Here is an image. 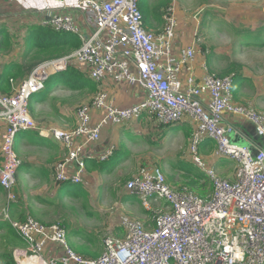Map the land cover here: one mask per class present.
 Listing matches in <instances>:
<instances>
[{"label": "built area", "instance_id": "1", "mask_svg": "<svg viewBox=\"0 0 264 264\" xmlns=\"http://www.w3.org/2000/svg\"><path fill=\"white\" fill-rule=\"evenodd\" d=\"M54 1L65 8L71 1L84 5L90 31H81L71 14L50 11L44 25L74 33L80 40L79 48L38 63L20 81L10 78L11 90L0 92L3 189L11 191L16 185L21 160L13 149L20 132L37 130L40 136L62 143L65 154L54 167V180L58 184L81 183L85 145L97 142L106 126L146 114L161 125L190 119L191 161L207 175L211 191L198 195L185 185L174 187L158 165H141L124 189L151 211L154 226L149 229L138 220L122 216L124 236L105 237L102 253L92 258L71 248L64 225L32 217L12 220L6 214L25 244V248L14 250L17 264H30L24 260L34 264H264V113L233 101L231 74L219 76L202 64L203 73L197 77L191 66L196 56L194 42L178 55L173 54L177 25L173 5L164 9L163 26L155 33L145 29L137 0ZM69 61L82 67L99 85L107 80L125 82L139 86L145 95L133 105L117 107L102 87L77 108L72 129L40 128L29 112V100L45 88L50 75L64 71ZM185 65L191 68L182 76ZM225 115L249 121L260 145L251 148L231 141L223 124ZM206 139L215 141L217 157L235 162L232 178L220 176L202 160L198 146ZM162 199L164 204L151 207V201Z\"/></svg>", "mask_w": 264, "mask_h": 264}, {"label": "rangeland", "instance_id": "2", "mask_svg": "<svg viewBox=\"0 0 264 264\" xmlns=\"http://www.w3.org/2000/svg\"><path fill=\"white\" fill-rule=\"evenodd\" d=\"M172 1L177 20H181L180 23L177 22L174 38L185 44L190 40L189 37H192L202 55L204 57L207 55L206 64L215 74L219 75L221 70L228 67H235L236 73L243 75L245 81L242 82L237 93L241 101L235 98V92L232 96L233 101L264 113V44L244 45L236 37V33L249 29L257 31L253 32V40L260 42L264 39V35L260 37L257 30L264 26V0ZM138 2L141 9L145 10L149 0H138ZM79 7L83 14L84 5ZM10 36L13 46L8 51L0 52L1 68L9 61L22 60L21 55L25 48L23 34L15 30ZM68 63L73 65L72 61ZM229 74L233 76L235 72ZM51 82L52 79L47 81L43 90L31 96L33 103L30 114L40 128L70 130L75 125L77 108L89 102L96 93L92 95L89 92L61 88L60 84L46 95ZM145 116L148 120L146 119L144 124L138 121V124L135 122L136 124L133 125L148 136V141L129 144L131 158L113 166L112 163L116 160V156H113L111 162L106 161L102 165L105 169L103 173L92 171L93 169L88 166L84 186L81 183H71L61 187V184L54 180V167L65 154L62 143L46 144L48 140L39 138L37 130L31 129L17 134L13 150L21 163L29 164L31 169L22 168L23 170L19 171L18 167L16 185L11 191L5 189L0 191V220L8 221L5 218L7 214L12 220H18L22 215L44 223H60L66 227L67 241L71 248L87 258L102 253L105 237H121L120 233L124 234L123 227H119L122 216L138 220L143 224L150 222V212L143 208L137 196H128L131 194L124 189L125 182L136 174L137 169L141 165H158L168 184L174 187L185 185L188 188L189 174L195 175L201 170L192 163L189 154L191 134L188 137L184 135L185 131L190 130L188 123L180 121L167 126L168 129L164 131L170 132L176 128L181 131L176 130L169 136L168 134L162 136L160 134L164 126L155 132L154 117ZM125 126L113 127L112 135L115 132L119 133ZM156 126L158 125L154 124V129ZM229 137L231 141H235L231 135ZM22 140L27 141L21 143ZM30 141H40L45 145ZM206 142V148L203 144L198 146L202 160L206 165L213 166L219 175L224 174V177L232 178L235 162L228 157L214 161L210 153L214 150L215 143L212 139ZM112 148L107 149L105 153L108 150L112 151ZM107 158L108 156L103 160ZM40 170L45 174H41ZM208 185L209 183L206 187ZM82 189L84 193L80 192ZM9 194L13 196L10 198ZM160 202L164 204L165 200L151 201V207L156 208ZM78 242L82 244L79 245ZM23 248L25 244L21 240L8 234L4 227L0 228V254L9 252L14 259V250ZM14 261L16 262L15 259ZM23 262L34 264L32 260Z\"/></svg>", "mask_w": 264, "mask_h": 264}, {"label": "crops", "instance_id": "3", "mask_svg": "<svg viewBox=\"0 0 264 264\" xmlns=\"http://www.w3.org/2000/svg\"><path fill=\"white\" fill-rule=\"evenodd\" d=\"M81 5H82L81 3L71 1L67 4V6L65 8L61 2L54 1V0H0V27H4L10 33L15 31V30H18L20 32H22V31L24 32V30H26L29 25H34V24L35 25L36 24L37 25H44V22L47 19V14L50 11H58L60 13L71 14L73 16L77 26L80 28V30L85 32V33H88L90 31V27L87 24L84 11H83L84 16L81 12L82 11L81 7H79ZM169 5L174 6V3L172 0H170V2H168L167 5H164L163 0H149L145 10H142L144 12V26H145L146 30H148L150 32H155V33L161 30V28L163 26V18H162L163 13L162 12L166 8V6H169ZM174 9H175V7H174ZM41 11H44V12H41ZM175 16H176V14H175ZM176 19H177V16H176ZM177 22L180 23L181 20L179 19V20H177ZM16 27L18 29H16ZM189 38H190V40L185 42V44H183L182 41L176 40V38L173 39V41H172V52L174 55H178L179 52L181 51V49L186 47V45H189V43H192V42L195 43L194 39L192 40V37H189ZM195 45H196V56L193 59V61L191 62V66H192L193 72L197 75V77H199L203 73L202 64H206L208 57H206L207 56L206 55L205 56L206 58H205L204 55H202L203 53L200 51V49L196 43H195ZM72 66L75 69H77L78 71L85 73V71L82 67H79V66L75 65L74 63ZM190 68L191 67L189 65H185L183 72H182V76H185L186 73H188ZM208 69L210 70L209 67H208ZM58 73H60V72H58ZM242 77H243V75H241V77L239 78L238 83H236V82L232 83V89H231L232 96L234 95V92H235L236 93L235 98L240 100V101H241V97H239L237 93H238V89H239L240 85L242 84V82L245 81ZM50 80H51V76L47 79V81L49 82ZM47 81H46V83H47ZM97 85H98L97 90L104 87V90L108 94V100L117 107H126L129 105H133V104L137 103L138 101H140L145 95V91L142 88H140L139 86L129 85L128 83H125V82L111 83L110 81L107 80L106 82L102 83L101 85H99V84H97ZM55 87H57V86H55ZM55 87H53L51 91H53L55 89ZM60 87L66 88L65 85H61ZM91 94H90V96H91ZM145 115L146 114H143L139 118L132 120V121H129V122L106 126L105 128H103L101 130V133H100V138H101V136H103V140L100 141V138H99V140L97 142L85 145L84 150H83L84 157H85V173H84L83 182H81V184L83 186H84V183L86 182V179H87V172H86L87 169L86 168L88 166H90L93 169L92 171L95 170L97 173L105 172V171H102L100 169L97 170L94 167V165L98 161L103 160L100 157L103 155V153H105V151L107 149L113 147L110 155L104 161H110L113 156H116L115 162L112 163V165L114 166L117 163H120L126 159L131 158V146L129 144L132 145L135 142H142L143 143L144 140L148 141V136L146 134L141 133V131H139L138 129H136L134 127V125L138 121H140L139 123L144 124L148 120ZM182 122L188 123L190 125L191 131H192L193 124L190 121V119H188V118L184 119L183 121H181V123ZM154 124H156V125H159V124L155 120L153 121V130H155V132H157L158 128L156 126L154 129ZM223 124L228 130V135L232 136L231 137L232 139L239 140V141L243 142L244 144L251 146V148H254V147L260 145V138L255 134L254 127L249 121L240 119L239 117H236V116L225 115L223 118ZM121 125L122 126L127 125V126L122 127L119 133L115 132V134L112 135L111 129L113 127H117V126H121ZM128 126H129V128H128ZM168 126H170V125H168ZM164 129L167 130L168 129L167 126H164V128L161 130L160 135H162V136H167V134L169 136V134H171V132L176 131V130L181 131L178 128H176L170 132L164 131ZM30 130H26V131H30ZM26 131H22V132L24 133ZM33 131H35V130H33ZM107 133H109L107 135V136H109V139H107V136L105 135ZM123 133H124V135H123ZM127 133H128V135H126ZM37 135L39 138L48 140L46 142V144L49 143L50 145H53V144H55V142H59V141L51 139V138H45L43 136H40L38 134V132H37ZM184 135H185V133H184ZM15 140H16V138H15ZM15 140H14V143H15ZM207 140L208 139L204 140L201 143L204 145L205 148L207 147V146H205V144H207V142H206ZM26 141L27 140H22L21 143H24ZM30 142H34L36 144H44L43 142H40V141H30ZM214 143H215V141H214ZM215 146L216 145L214 144V150L210 154H212L211 157L213 158V160L217 161L221 157H217L215 155ZM208 152H206V153H208ZM21 164L22 165H21V167H19V171L22 168L27 169V170L31 169L29 164H26V163H24L25 165H23V163H21ZM40 172H41V174H45V172L42 170H40ZM222 177H224V174L222 175ZM67 185H69V184L64 183V184H61V187H66ZM179 186H181V185H179ZM2 191H3V188H2ZM210 191H211V189H210ZM128 196H136V195L131 194ZM145 210L149 211L147 209H145ZM149 212L151 214V221L148 222L147 224H145V226L150 229L154 226V222L152 220V213H151V211H149ZM0 221H3V220H0ZM119 227H121V224ZM120 235H121V237L124 236L123 233H120ZM77 244H79V242ZM81 244H79V245H81ZM98 254L99 253L97 252V255Z\"/></svg>", "mask_w": 264, "mask_h": 264}, {"label": "trees", "instance_id": "4", "mask_svg": "<svg viewBox=\"0 0 264 264\" xmlns=\"http://www.w3.org/2000/svg\"><path fill=\"white\" fill-rule=\"evenodd\" d=\"M163 2L164 5H167L170 0H163ZM137 3L139 6L138 0ZM139 9L142 14L144 25V12L142 11L140 6ZM257 30L260 33V37H262L264 35V26ZM253 32L257 31L246 29L244 32L236 33V37L244 45H263L264 39L260 42H257V40H253ZM21 33L24 37L23 44L25 47L21 55L22 60L9 61L5 63L0 69V92L6 93L11 90V86L9 84L10 78H13L16 82L20 81L24 79L28 75V73L33 69V67H35L38 63L45 60L69 55L80 46V40L74 33L58 31L46 25H29L28 28L24 30V32L22 31ZM10 35L11 33L8 32L4 27H0V52H4L5 50L8 51L12 48L13 43ZM236 71L237 70L235 69V67H228V69L221 70L219 72V76L235 72V74L232 76V79L233 82H238L239 78L241 77V74L236 73ZM51 79L52 82L49 83L50 88L47 91L46 95L52 90L53 87L60 84L65 85L66 89L70 90H80L81 92H89L92 94L98 91V83L92 81L85 73L78 71L72 65H69V63L67 64L65 71L51 75ZM32 103L33 101L30 98L29 112L32 111ZM162 126L168 125L159 124L157 128L161 129ZM184 133L186 137H188L191 134V127L190 130L185 131ZM103 161L104 160L98 161L94 165V167L97 170L100 169L102 171H105V169L103 170L102 165L105 164L106 161ZM21 165L19 167H21ZM189 175V188L193 192L198 195H206L210 191V182L208 181V177L204 172L198 171L195 175H193V173ZM193 179H195L194 183ZM207 183H209V185L206 187ZM2 188L3 187L0 185V191H2ZM80 192L84 193L83 189ZM24 219L25 217H23L22 215L18 217V220L20 221ZM1 227H4L7 230V233L12 235L15 239L21 240L15 230L11 227L9 221H0V228ZM0 262H2V264H16L12 257V254L9 252H4L0 254Z\"/></svg>", "mask_w": 264, "mask_h": 264}, {"label": "water", "instance_id": "5", "mask_svg": "<svg viewBox=\"0 0 264 264\" xmlns=\"http://www.w3.org/2000/svg\"><path fill=\"white\" fill-rule=\"evenodd\" d=\"M233 142H237V143H243V142H241V141H239V140H235V141H233Z\"/></svg>", "mask_w": 264, "mask_h": 264}]
</instances>
